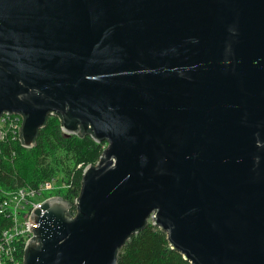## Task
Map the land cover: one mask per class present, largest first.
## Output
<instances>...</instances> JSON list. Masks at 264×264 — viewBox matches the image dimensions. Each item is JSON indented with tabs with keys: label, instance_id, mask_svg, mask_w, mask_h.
Wrapping results in <instances>:
<instances>
[{
	"label": "water",
	"instance_id": "obj_1",
	"mask_svg": "<svg viewBox=\"0 0 264 264\" xmlns=\"http://www.w3.org/2000/svg\"><path fill=\"white\" fill-rule=\"evenodd\" d=\"M105 143L25 264H118L148 223L192 264H264V0H0V116Z\"/></svg>",
	"mask_w": 264,
	"mask_h": 264
},
{
	"label": "trees",
	"instance_id": "obj_2",
	"mask_svg": "<svg viewBox=\"0 0 264 264\" xmlns=\"http://www.w3.org/2000/svg\"><path fill=\"white\" fill-rule=\"evenodd\" d=\"M105 146L91 134L66 135L61 120L49 116L35 147L28 149L20 142L1 144L0 181L6 189H12L59 178L71 186L66 194L71 201L81 193L84 168L99 161ZM6 225L2 221L0 228ZM118 264L192 263L172 248L166 232L150 222L120 249Z\"/></svg>",
	"mask_w": 264,
	"mask_h": 264
},
{
	"label": "built area",
	"instance_id": "obj_3",
	"mask_svg": "<svg viewBox=\"0 0 264 264\" xmlns=\"http://www.w3.org/2000/svg\"><path fill=\"white\" fill-rule=\"evenodd\" d=\"M24 117L20 114H3L0 116V146L1 144L20 142ZM1 153V147H0ZM59 179L43 180L35 185L18 186L6 189L0 181V264H25V254L28 244L36 237L31 228L33 213L44 202L53 197L68 200L73 205L76 215V202L79 196L71 201L66 194L71 186L62 183L57 186Z\"/></svg>",
	"mask_w": 264,
	"mask_h": 264
},
{
	"label": "rangeland",
	"instance_id": "obj_4",
	"mask_svg": "<svg viewBox=\"0 0 264 264\" xmlns=\"http://www.w3.org/2000/svg\"><path fill=\"white\" fill-rule=\"evenodd\" d=\"M106 145V144H105ZM105 148H107V145L105 146ZM85 169V168H84ZM59 179V178H58ZM57 186H62V182L61 180L59 179V181L57 182Z\"/></svg>",
	"mask_w": 264,
	"mask_h": 264
}]
</instances>
